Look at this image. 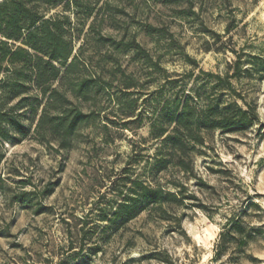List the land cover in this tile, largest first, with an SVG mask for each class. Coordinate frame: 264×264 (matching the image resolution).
<instances>
[{"label":"trees","instance_id":"1","mask_svg":"<svg viewBox=\"0 0 264 264\" xmlns=\"http://www.w3.org/2000/svg\"><path fill=\"white\" fill-rule=\"evenodd\" d=\"M150 3L180 20L199 19L195 0H0V195L4 199L41 216L51 213L43 201L54 194L52 184L39 188L31 177H22L7 156V146L31 141L61 153L73 150L97 128L102 143L109 144L112 129L136 134L145 125L149 135L144 140L155 146L143 175L133 168L144 158L134 150L115 179L109 177L107 190L114 195V205L104 201V194L87 214L69 213L59 219L71 252L59 264L69 263L84 249L85 257L98 255L101 243L108 244L142 214L177 233L183 232L188 210L198 209L212 218L218 206L209 208L191 190L192 181L201 192L216 190L198 174L197 158L212 150L218 132L246 136L261 127L250 92L253 80L264 81V58L228 47L234 20L224 34L201 21L199 33L209 39L204 51L230 52L235 59L224 74L200 69L195 75L198 62L184 53L173 33L139 19ZM133 25L139 31H131ZM140 34L152 49L139 39ZM172 51L192 66L189 73L167 70ZM148 110L151 116L145 117ZM218 166L208 165L207 173L227 182L235 180L227 165ZM248 207L262 211L252 200ZM247 214L244 211L223 226L209 264L255 262L250 247L264 239V225L247 223L243 219ZM82 263L83 257L77 264Z\"/></svg>","mask_w":264,"mask_h":264},{"label":"rangeland","instance_id":"2","mask_svg":"<svg viewBox=\"0 0 264 264\" xmlns=\"http://www.w3.org/2000/svg\"><path fill=\"white\" fill-rule=\"evenodd\" d=\"M194 10L199 19L180 20L170 10L150 3L139 19L161 25L173 33L175 40L184 46V53L198 62L195 75L200 69L224 74L227 64L235 59L230 52L204 51V41L209 39L199 33L201 21L208 29L224 34L233 19L236 28L230 34L232 42L228 47L264 58V0H226V4L222 0H195ZM130 29L139 31L137 25ZM139 39L148 49L153 48L150 42L145 43L142 34ZM180 57L174 51L167 56L169 62L165 66L170 73L185 74L192 70V66ZM250 98L257 102L261 127L246 136L214 134L212 150L196 161L198 174L216 190L201 192L194 181L190 183L191 190L209 208L218 206L212 218L198 209L188 210L182 224L183 232L177 233L166 223L150 220L147 214H142L113 236L108 244L101 243L102 252L98 255L85 257L87 249H84L67 264H77L82 257V264H209L219 234L229 219L247 211V216L243 217L247 223L264 225V81L251 82ZM150 116L151 112L146 111L145 117ZM148 135V125L136 134L112 129V142L104 144L100 128H97L73 150L61 153L31 141L7 146V156L21 171L22 177H31L39 188L52 184L54 194L43 201L51 208V213L41 216H36L34 209L10 204L0 195V264H59L66 258L71 253L67 251L69 240L59 219L69 213L87 214L104 194L107 195L104 201L112 205L115 198L107 190L109 177L115 179V173L125 167L134 150L144 158L133 168L136 174H144L146 159L155 150L152 142L144 140ZM132 140L136 143L135 148ZM220 162L233 171V182L207 173L208 165L219 169ZM142 178L148 179L147 176ZM248 198L262 211L249 208ZM99 225L104 227L106 224ZM250 253L255 262L240 264H264V239L253 244Z\"/></svg>","mask_w":264,"mask_h":264}]
</instances>
